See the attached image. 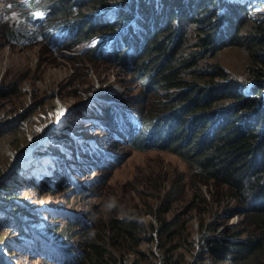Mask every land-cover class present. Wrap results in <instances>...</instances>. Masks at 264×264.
Masks as SVG:
<instances>
[{"label":"rangeland","instance_id":"1","mask_svg":"<svg viewBox=\"0 0 264 264\" xmlns=\"http://www.w3.org/2000/svg\"><path fill=\"white\" fill-rule=\"evenodd\" d=\"M182 4L181 12L187 15L185 1ZM262 12L264 3H256L252 19L262 23ZM20 19L10 0H0V260L71 264L86 248L85 232L102 228L106 241L112 237L107 222L114 215L141 223L136 245L107 246L123 264H212L210 240L237 242L257 235L228 187L200 175L192 161L168 151L117 148L121 162L104 170L95 189L84 194V186L98 175L88 166L94 143L111 146L99 122L84 120L83 115L96 107L100 94L109 92L122 97L139 94L141 100L132 106L137 111L145 106L140 114L148 118L145 110L163 94L151 87L146 92L139 77L106 60L79 55L82 45L51 53L42 44H14L8 31L23 24ZM249 22L240 26L238 45L223 46L207 57V63L218 66L227 78L248 80L252 70L260 68L253 59H262L261 47L243 40L251 32ZM222 33L219 29L216 39H222ZM208 64L201 63L198 74L217 73ZM83 147L90 148L79 161ZM36 149L41 156H33ZM255 162L261 168L264 159ZM57 169L73 172L72 187L62 188ZM9 201L28 212L20 219L27 237L10 224L18 217L5 214ZM247 253L232 264H264V251L252 259ZM235 254L230 251L229 256Z\"/></svg>","mask_w":264,"mask_h":264},{"label":"trees","instance_id":"2","mask_svg":"<svg viewBox=\"0 0 264 264\" xmlns=\"http://www.w3.org/2000/svg\"><path fill=\"white\" fill-rule=\"evenodd\" d=\"M116 1L125 4L127 0H10L20 11V22L24 20L8 31L14 44L21 46L19 41L24 37V29L34 31L35 41L22 46L42 44L51 53L53 46L57 47L56 52H63L92 39H102L79 55L88 54L95 60L102 57L114 67L139 77L146 92H150L151 87L163 94L145 110L148 118L140 114L145 106L139 111L132 106L141 100L139 94L122 97L108 92L100 95L101 109L94 111L91 117L99 119L111 147L93 148L89 166L98 175L84 186L83 193L104 178L101 175L104 170L121 162L123 156L118 151L121 147L175 153L187 163L192 161L200 175L228 187L242 206L243 216L254 223L258 232L240 243L212 240L210 253L224 264H232L245 252L252 259L259 251H264V164L258 168L255 162L258 157L264 159V135L257 132L264 130V112L253 107L251 98L236 92V79H228L223 70L206 61L217 52H212L218 33L216 27H223L217 21L216 0H178L179 11L175 13L171 8L168 26L142 45H135L130 32V23L134 21L132 12L118 13L113 22L100 20L98 15L102 9ZM183 1L188 12L194 11L191 5L195 2L202 6L211 4L214 8H207V14L198 12L188 19V14L181 12ZM184 21L192 26L191 30L184 32ZM250 21L251 32L243 40L252 47H261L264 52V21ZM241 25L233 22L238 31ZM105 38H120L123 45L117 43L101 56L106 50ZM235 39L238 45V38ZM129 45L133 47L132 52ZM189 45V51L184 53ZM253 62L260 68L253 69L249 79L256 82L264 78V59L257 62L254 58ZM201 63L208 64L209 69L214 68L217 73L198 74ZM81 157L84 158V152ZM65 172L58 171L56 175L63 189L74 183L73 172ZM10 210L15 213L16 206ZM107 228L112 236L108 241L102 236V228L100 232H85L86 248L71 264H123L107 246L125 248L127 242L136 245L141 223L133 221L132 217L118 219L114 215L108 219ZM130 247L127 250L133 251ZM230 251L236 254L230 257Z\"/></svg>","mask_w":264,"mask_h":264},{"label":"clouds","instance_id":"3","mask_svg":"<svg viewBox=\"0 0 264 264\" xmlns=\"http://www.w3.org/2000/svg\"><path fill=\"white\" fill-rule=\"evenodd\" d=\"M148 1L150 2L152 6L155 7V10H158L159 12L164 13V17L166 18V21L165 23H163L164 25L163 28L168 26L169 19L172 15L171 8L173 7L175 13H177L180 8L177 3L178 0H173V3H171L172 0H148ZM256 3H260V4L264 3V0H216V5H218L217 8H219L218 13H217V16H218L217 21L218 23L223 24V27L221 25L217 26L216 30L218 32L219 29H221L223 30V33L221 34L222 39H216L215 37V39L213 40L214 44L212 46V52L220 50L221 48H223V46H229L230 44L232 45L236 41L235 38H238V40L241 38L239 35L240 30L238 31L233 27V22H240L242 24L245 21H250V19H252V16L255 15L254 8H255ZM191 7H193V10L195 12L194 11L188 12V16H189L188 19H192V17L195 16L196 13L198 12H202V14H205V13L207 14L208 13L207 8L208 9L214 8V6H212L211 4L202 6L200 3H197V2H195L194 5H191ZM224 12H225V15L223 16ZM260 19L261 21H264V12H262ZM184 23L186 22L184 21ZM188 29L190 30L192 29V26L190 24H188L186 29H184V32L188 31ZM217 46H219V49H217ZM261 51L263 52V50ZM262 56H263L262 59H264V53H262ZM228 79H236L238 81V82H235L236 92L238 94H241V96L244 98H251L252 101L254 102L253 107L257 110H260L261 112H264V78L256 82L252 79L242 81L236 77H230ZM257 132L259 133V135H264V130H260ZM41 155H42L41 153L40 154L37 153V149L34 151V154H33L34 157H39ZM58 167H61V166L58 165ZM69 170L70 169H68V171ZM58 171L60 170L57 169V173ZM12 206H16L17 210L15 211V213L12 210H10V207ZM112 206H113L112 202L106 205V207L109 209ZM5 208L7 210V212L5 213L6 215L8 213H12L14 216L18 217V220L16 221H13V218L10 219V224L13 223L14 228L17 231L21 232V237L23 238L27 237L28 233L27 231H25L26 230L24 227L25 224H20V219L28 216L29 215L28 212L21 210V206L15 203H11V201H9L8 205L5 206ZM26 222L30 223L31 219H26ZM246 240L244 241L238 240V242L239 243L245 242ZM208 256L211 257L212 264H224L221 261L222 259L221 260L216 259L215 256L211 254L210 252ZM0 264H5V263L2 260H0Z\"/></svg>","mask_w":264,"mask_h":264}]
</instances>
